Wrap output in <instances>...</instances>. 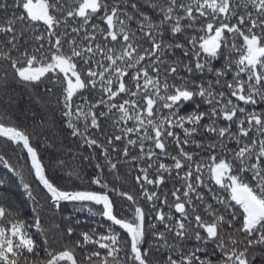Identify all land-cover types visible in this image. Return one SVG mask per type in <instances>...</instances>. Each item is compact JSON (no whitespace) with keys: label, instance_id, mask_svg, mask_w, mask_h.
Segmentation results:
<instances>
[{"label":"snow or ice","instance_id":"6c2138e0","mask_svg":"<svg viewBox=\"0 0 264 264\" xmlns=\"http://www.w3.org/2000/svg\"><path fill=\"white\" fill-rule=\"evenodd\" d=\"M0 165V264H264V0H0Z\"/></svg>","mask_w":264,"mask_h":264},{"label":"trees","instance_id":"16d2710c","mask_svg":"<svg viewBox=\"0 0 264 264\" xmlns=\"http://www.w3.org/2000/svg\"><path fill=\"white\" fill-rule=\"evenodd\" d=\"M188 110L189 111L191 110V106H188ZM40 152H41V155L43 156V162L46 165H49V164L55 165L54 156L50 151L45 150L44 147L41 146ZM8 154L10 156V162L12 164L16 165L18 170H20L21 167L23 166L24 179L26 181L31 180L32 177L30 175H28V173H27V165L25 164V161L23 159L18 161L17 153L9 151ZM20 155H23V153H20ZM161 162L168 163L169 165L172 164V161L168 158H161ZM153 163H155V161H153ZM91 170H92L91 166H89V168L86 169L85 174H87L88 172H91ZM50 171L53 174L54 180L59 181L60 176H63V173L57 174V170L55 167L50 168ZM135 174H136L135 170H131L126 165L124 167L122 173H121V179L117 183L118 184H124L125 187H127V188L131 189L133 192H135L134 182L132 179V177ZM109 179H112V177H109ZM0 181L3 182V183H0V188H3V190L5 192H7L8 196L10 197V199L14 205H16L17 207L30 206L31 201H28L27 197L23 194L24 190L21 186L22 181L20 179L18 172L10 171L9 169L4 167L3 165H0ZM174 183L178 184L179 182L174 181V180H170L167 183V186L163 188L164 192H166V193L169 192V190L172 189V186ZM93 187H95V186L93 185ZM213 187L216 188L217 192H220V190L217 186L213 185ZM221 195H227V194L221 193ZM171 199L172 198L169 196V200H171ZM25 201H27V203H25ZM141 203H143V202L141 201ZM144 206L146 209L149 207L148 205H144ZM21 214H23V212ZM62 215L65 217L72 216L74 220H79V230L80 231H84L90 227H95V226H98L102 223H106L105 221H103V218L100 216H90L87 213L75 212L71 205H66L64 207V211H63ZM151 215L152 214L149 212V218H151ZM60 218H61V214L58 213L56 216L55 222L58 223ZM28 219L30 220L31 218L28 217ZM52 223L53 222L49 221L48 226L51 227ZM54 233H55V228L52 229V232L50 233V235H52ZM36 238L42 239V237H40L39 235Z\"/></svg>","mask_w":264,"mask_h":264}]
</instances>
